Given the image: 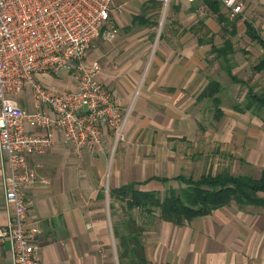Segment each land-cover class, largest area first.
<instances>
[{"label": "crops", "instance_id": "crops-1", "mask_svg": "<svg viewBox=\"0 0 264 264\" xmlns=\"http://www.w3.org/2000/svg\"><path fill=\"white\" fill-rule=\"evenodd\" d=\"M159 2L163 3V0ZM170 2L171 0L167 2V5ZM189 2H191L189 7H186L183 12H177L179 13L178 23L187 20L189 25L184 22L173 31V36L168 41L164 40L161 34L159 36L161 46L154 60L155 66L150 75L146 77L145 85L138 90L139 93L133 104L134 109L124 125L125 138L127 141H132L144 135L146 139L147 133L141 132L145 128L140 129L146 124L140 118L143 113L141 109L147 108L146 98L151 102V107L165 106L164 112L161 113L164 115L161 126L162 130H168L171 121L170 110L173 111L176 105L183 106L186 97L193 95L196 102L203 100L209 102L214 116L212 117L217 119L215 124L219 122L220 128L229 131L228 135L232 134L234 127L238 128L235 130L245 131L242 140H253L252 143L258 147V150H263L264 154V114H260L264 113V110L238 111L232 106L235 102L243 101L249 86L260 91V84L263 85L264 68L256 71L253 66L261 58L264 50L259 43L251 40L247 35L245 23L250 22L264 38V0H242V10L234 16H230L229 10L218 1L221 18L207 7L203 0H189ZM196 2H200L209 11L208 17L197 13ZM232 21L236 29V33L231 37L232 41L236 34H244L257 43L261 49L258 59L251 65L252 71L263 77V81L260 80L259 84L236 74L234 68L239 67V63H234L232 55L230 71L243 79L245 84L233 81L223 68L221 60L211 52L212 45H221L225 36H228L227 26ZM218 34L221 35L220 40L216 37ZM233 46L235 49L234 41ZM202 47L207 50V55L209 54V61L204 65L201 63V58H205L201 54ZM196 50H198L196 55L189 60L194 54L193 51L196 52ZM215 66L225 73L232 83L244 87L242 98L232 102L230 109L227 110H224L222 105V94L226 93V86L216 77H211L207 73L201 74L202 69L206 71L207 68L214 69ZM44 76V74L39 75V78L49 87L68 89L75 87L74 81L66 86L50 84ZM211 78L221 84V90L217 93L221 97L222 115L219 118L209 98L198 99V95ZM103 83L110 89L106 82L103 81ZM129 86L128 83H124L123 94H118V96L110 89L119 107L129 100L128 93L131 89ZM126 87L127 90H125ZM16 99L25 109L34 108L29 88L17 93ZM154 124L156 123L150 126L154 128ZM112 133L113 130L105 126L99 144L92 148L75 151L63 140L61 132L55 131L53 141L46 151L40 156L30 157L32 163L38 162L35 168L40 180L46 178L48 181L37 180L34 184L23 187L24 194L31 200L27 221L36 223L40 229L35 237L39 246L38 264H120L116 243L114 245L111 243V236L117 242L113 224L123 218L122 214L118 213L121 208L117 209V202L120 205L123 202L114 194L111 195V189L124 183L134 182L137 189L156 190L161 194L157 188L140 187V185L155 182L166 185V191L170 185H177L172 178L184 173L147 174L141 179H136L132 177L129 169H126L123 175L118 162L114 160L115 157L114 159L112 157L108 167L113 142ZM228 135L225 134V136ZM123 144L129 147L127 142ZM124 150L129 152L127 148ZM129 154L131 156V152L127 154V158ZM135 174L137 176V173ZM7 175L8 167L0 153V225H5L9 221L13 211L12 203L4 196ZM155 177H168L169 181L163 183ZM104 179H107L109 184L106 191L101 188ZM102 201H104L103 204ZM246 206L254 207L255 205H242L240 206L242 208L238 209L241 210L240 212H231L228 216L222 217L218 212L219 209L227 207L223 205L212 212L217 219L214 217L195 221L209 216L202 215L185 221L183 224H175L159 218L162 221H155V231L151 233V236H147L144 242L147 258L153 264L163 262L172 264H264V208L256 206L261 209L258 212L244 210ZM110 215L114 218L112 221H110ZM11 255L10 243L5 240L0 244V264H12Z\"/></svg>", "mask_w": 264, "mask_h": 264}, {"label": "built area", "instance_id": "built-area-1", "mask_svg": "<svg viewBox=\"0 0 264 264\" xmlns=\"http://www.w3.org/2000/svg\"><path fill=\"white\" fill-rule=\"evenodd\" d=\"M169 0H163L167 4ZM234 16L242 0H218ZM112 0H0V153L8 167L5 198L9 221L0 225V244L8 240L12 264H38L40 229L27 221L31 204L23 187L40 180L30 157L43 154L55 131L73 150L92 148L110 127L119 137L125 117L100 79V65L86 60L98 35L112 38L108 25ZM70 71L74 88L45 85L39 75ZM30 89L34 108H23L16 94Z\"/></svg>", "mask_w": 264, "mask_h": 264}, {"label": "rangeland", "instance_id": "rangeland-1", "mask_svg": "<svg viewBox=\"0 0 264 264\" xmlns=\"http://www.w3.org/2000/svg\"><path fill=\"white\" fill-rule=\"evenodd\" d=\"M190 4L189 0H171L168 5L160 3L159 0H112L111 23L108 25H112L111 27L115 28L116 32L112 38H107L110 40L101 35L95 37L96 39L92 40L86 51V60H96L99 63L100 79L110 86L111 91L116 96L123 94L122 86H124V83L130 85L129 100L119 107L125 117V123L134 109L133 104L139 93V88L145 85L146 77L150 75L155 66L154 60L161 46L159 45L160 34L164 40L168 41L173 36V31L178 29L184 22L189 25L187 20L178 23L177 15L179 13L177 12H183ZM196 7L198 8L197 13L205 17L209 16V11L200 2H196ZM136 15L138 17L133 18ZM220 34L216 36L218 40L221 39ZM233 41L236 49L233 54V61L239 63V67L235 66L234 68L236 74L239 77L247 78L250 82L259 84L260 80L263 81V77L254 73L251 65L258 59L261 52L260 47L244 34H236ZM197 52L198 50L193 51L194 54L189 60ZM206 52L207 50L202 47L201 54L205 57L201 58L203 65L209 61V54L207 55ZM205 73L211 77H216L226 86V93L222 94L224 110H227L232 102L239 101L242 98L244 87L232 83L228 76L217 66L214 69L207 68L206 71L202 69L201 74ZM44 75V77H47L46 81L53 85L66 86V84L74 81L71 72L63 68ZM127 89L126 87L125 90ZM259 89L264 90V81L263 85L260 84ZM146 101L147 108L141 109L143 113L140 115V118L146 123L140 128H145L141 132L143 134L147 133L146 139L143 135L138 140L127 141L124 127L119 137L113 131L108 167L112 157L113 159L115 157L114 160L118 162L123 175L126 169H129L132 172V177L136 179H141L145 177L143 175L147 174L174 175L178 172L198 176L202 172L215 173L222 169H228L236 174L258 176L261 169L264 168L263 150H258L251 139L242 140L245 131L235 130L238 128L234 127L232 134L228 135L229 131L220 128L219 122L215 124L217 119L213 118L209 102H205V100L196 102L193 95L186 97L183 106L176 105L173 111L170 110L171 121L168 132L166 129L162 130L161 126L164 116L161 113L164 112L165 106L151 107V102L147 98ZM152 123H156L154 128L150 126ZM225 134L228 136H225ZM125 142L129 144V147L123 144ZM124 148L129 149V152H131V156L129 154L128 158L127 154L129 152ZM135 173H137V176ZM108 185L107 179H104L101 188L106 191ZM140 187L157 188L162 195L167 186L151 182L140 185ZM103 203L104 201H102ZM117 205V209L121 208L118 213L122 214V217L126 216L123 204L120 205L117 202ZM224 206L227 207H220L221 209L218 212L222 217L228 216L231 212H240L241 210L238 209L242 208L234 202ZM255 207L246 206L244 210L258 212L261 210ZM131 214L136 221L144 226L142 232L143 242H145L147 236H151V233L155 231V221H162L157 217L140 214L138 209L131 210ZM207 215H209L207 218L195 221H203L214 217L217 219V216L213 213ZM113 219V216L110 215V221ZM111 243L113 245L116 243L112 236Z\"/></svg>", "mask_w": 264, "mask_h": 264}, {"label": "trees", "instance_id": "trees-1", "mask_svg": "<svg viewBox=\"0 0 264 264\" xmlns=\"http://www.w3.org/2000/svg\"><path fill=\"white\" fill-rule=\"evenodd\" d=\"M203 1L219 18L222 17L219 13L220 3L217 0ZM136 17L138 16L133 18ZM245 24L247 35L251 40L259 43L264 50V38L250 22L247 21ZM228 25V36H225L221 45H212L211 52L221 60L223 68L233 81L245 84L243 79L230 71L232 66L230 60L235 51L231 37L236 33V29L234 21ZM253 68L256 71L264 68V52ZM220 90L221 84L211 78L198 95V99L207 97L211 100L216 108L217 118L222 115L221 97L217 95ZM232 106L238 111L264 110V91H256L249 86L243 101L235 102ZM155 178L163 183L169 181L168 177ZM172 179L177 185H170L162 195L156 190L137 189L134 182L124 183L111 189V195L114 194L123 202L126 214L121 221L113 224V232L117 238L118 260L122 264H153L147 258L142 240L144 226L132 216L133 208H137L146 216L158 217L175 224H183L195 217L210 214L215 209L232 202L240 206L252 204L264 208V169L258 176L236 174L228 169H222L215 173L204 172L198 177L180 173Z\"/></svg>", "mask_w": 264, "mask_h": 264}]
</instances>
